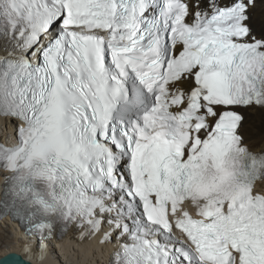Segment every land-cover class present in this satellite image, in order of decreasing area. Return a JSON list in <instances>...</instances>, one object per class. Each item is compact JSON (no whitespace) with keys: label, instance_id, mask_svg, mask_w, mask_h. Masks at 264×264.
I'll list each match as a JSON object with an SVG mask.
<instances>
[{"label":"snow or ice","instance_id":"6c2138e0","mask_svg":"<svg viewBox=\"0 0 264 264\" xmlns=\"http://www.w3.org/2000/svg\"><path fill=\"white\" fill-rule=\"evenodd\" d=\"M264 0H0L5 206L109 264H264Z\"/></svg>","mask_w":264,"mask_h":264},{"label":"bare ground","instance_id":"6f19581e","mask_svg":"<svg viewBox=\"0 0 264 264\" xmlns=\"http://www.w3.org/2000/svg\"><path fill=\"white\" fill-rule=\"evenodd\" d=\"M254 22L257 27L264 18V4H257L253 11ZM242 112V111H241ZM244 132L250 145L259 151V143L262 135L261 114L255 111H244ZM256 117V121L253 118ZM15 123L0 119V138H6L14 132ZM258 127V131L254 128ZM250 129V130H249ZM254 130L253 131H251ZM2 177H0V206L2 200ZM99 237L89 240H81L79 234L71 232L64 240L49 239L48 256L43 264H109L111 245L102 246ZM27 241L19 231L18 222L12 219V215L0 218V259L11 253L22 254L23 245ZM37 264V261H32Z\"/></svg>","mask_w":264,"mask_h":264},{"label":"water","instance_id":"95a60500","mask_svg":"<svg viewBox=\"0 0 264 264\" xmlns=\"http://www.w3.org/2000/svg\"><path fill=\"white\" fill-rule=\"evenodd\" d=\"M20 256H21V254H18V253H11V254H8V255H6V256H4V257H2V258L0 259V264H5V262L8 261L10 258H13V257H20ZM32 264H34V263H32Z\"/></svg>","mask_w":264,"mask_h":264},{"label":"rangeland","instance_id":"374dc122","mask_svg":"<svg viewBox=\"0 0 264 264\" xmlns=\"http://www.w3.org/2000/svg\"><path fill=\"white\" fill-rule=\"evenodd\" d=\"M242 112H243V114L246 116V114H245V112H244L243 110H242ZM256 119H257L256 117L253 118L254 121H256ZM254 129H255L256 131H258V127H257V125H256V128H254ZM249 130H250V129H249ZM251 131L254 132V130H252V129H251Z\"/></svg>","mask_w":264,"mask_h":264}]
</instances>
